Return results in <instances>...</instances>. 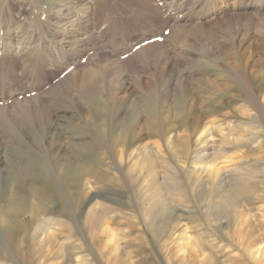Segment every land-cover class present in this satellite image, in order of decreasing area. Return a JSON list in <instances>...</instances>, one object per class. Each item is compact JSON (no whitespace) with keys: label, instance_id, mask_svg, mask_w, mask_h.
Returning <instances> with one entry per match:
<instances>
[{"label":"rangeland","instance_id":"1","mask_svg":"<svg viewBox=\"0 0 264 264\" xmlns=\"http://www.w3.org/2000/svg\"><path fill=\"white\" fill-rule=\"evenodd\" d=\"M62 1L42 3L52 9ZM98 1L93 0L96 21L102 19ZM103 1V7L108 8L111 0ZM131 1H127L129 5ZM1 2L10 3L12 9L32 5L31 0ZM106 29L102 43L112 46L108 27L103 31ZM154 41L148 40L146 55L127 54L100 63L105 73L112 64L121 63L131 90L140 95L138 105L122 103L112 108L97 91L71 93L64 79L57 84V97L53 92L44 94L45 111L58 112L57 121H49L43 109L36 110V116L28 114L30 117L17 111V116L11 114L7 119L11 125L6 120L0 125V264H264V157L254 162L252 156L264 149L263 133L254 130L262 137L258 142L253 130L237 126L234 118L222 124L214 115L203 116L197 136L209 134L205 139L209 142H203L202 147L210 151L219 148L212 130L233 129L241 141L232 148V163H247L252 182L237 196L236 212L213 211L204 201L205 191L201 186L194 189L189 174L194 165L189 139L193 115L189 96L177 93L176 85L179 88L187 83L179 78L182 65L174 63L170 69L163 62H148L149 54L160 56L170 51ZM253 49L258 54V49ZM215 65L216 69L210 68L211 79L213 73L231 77ZM110 78L108 73L105 82ZM206 95L200 94L199 102ZM56 101L64 106H56L54 112ZM131 131L142 139L132 149L124 144ZM174 135H182L187 142L178 144L186 147L183 159L167 148V139ZM144 143L155 145L158 157L133 161L135 150ZM121 151L133 157L125 154L122 160ZM241 153L244 160H237ZM153 183L156 189L150 187ZM157 193L160 202L153 200ZM253 216L258 218L255 222L250 221Z\"/></svg>","mask_w":264,"mask_h":264},{"label":"bare ground","instance_id":"2","mask_svg":"<svg viewBox=\"0 0 264 264\" xmlns=\"http://www.w3.org/2000/svg\"><path fill=\"white\" fill-rule=\"evenodd\" d=\"M31 1L32 5L24 9H12L10 3H0V125L6 121L9 123L10 119H7L17 111L30 117L28 114L36 116V110L43 109L49 121H57L56 108L62 103L54 102L52 108L57 113L51 114L45 111L44 94L53 92L57 97V84L64 79L71 93L84 95L86 91H97L99 98L112 108L122 103L133 107L138 105L140 93L136 96L131 90L132 84L122 74L121 63L112 64V69L107 68L106 73L100 63L129 54L146 55L148 40L153 39L170 51L160 56L155 52L149 54L151 60L148 62L154 65L163 62L170 69L174 63L182 65L179 78L187 82L183 86L180 84L179 88L176 85V88L178 94L181 92L191 100L193 120L189 139L194 163L189 170L191 183L194 189L203 188L204 201L213 211L220 214L235 211L237 196L252 185L247 163H232L233 157L230 156L232 148L241 140L237 133L233 134V129L225 130V133L222 128V131L212 130L214 135L211 137L218 138L220 146L210 151L202 147L203 142L205 145L209 142L205 140L209 134L204 137L197 134L202 128L203 116L214 115L223 121L222 124L236 119L237 126L253 130L252 135L258 142L262 137L254 130L261 129L264 136V127H257L264 126V0H132L130 5L128 0H111L108 8H104V1L99 0L100 21H96L92 12H96L93 0H63L54 4L52 9L46 8L42 0ZM105 27L110 31L112 46L102 43L107 33V29L103 31ZM159 38L164 41L160 42ZM253 47L258 49V54ZM249 48L253 50L249 52ZM142 58L147 62L145 56ZM213 64L223 72H230L231 77H226L225 73H213L211 79L210 68L216 69ZM20 68H23L22 72ZM108 73L111 78L105 82ZM135 79L136 85L139 84L140 77ZM52 87L54 90L50 91ZM120 92L123 97H118ZM63 93L70 97L69 92L63 90ZM200 94L207 95L199 102ZM225 99H229V103H224ZM35 102L36 106L32 107ZM231 102L235 103L234 106L230 105ZM200 104H203L202 110ZM227 108L230 110L224 112ZM11 109L16 112H10ZM137 134L131 131L130 139L124 142L127 148L132 149L142 142ZM194 136L197 138L192 141ZM174 139H167V148L183 159L187 150L185 145L178 147V144L186 141L182 135H174ZM174 143L176 148H172ZM154 146L140 145L133 161L158 157ZM126 152L121 151L119 157H125ZM132 155L127 154L128 158ZM263 155L264 149H258L252 155L253 161ZM241 158L242 153L236 159ZM155 186L153 183L150 187L154 189ZM160 193L153 200L156 198L160 202V198L157 200ZM257 219L253 216L250 221Z\"/></svg>","mask_w":264,"mask_h":264}]
</instances>
